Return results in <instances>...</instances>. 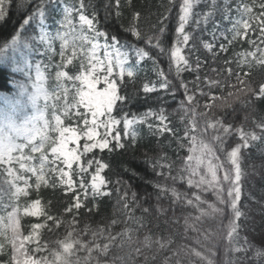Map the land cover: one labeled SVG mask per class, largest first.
I'll return each instance as SVG.
<instances>
[{
  "label": "trees",
  "instance_id": "16d2710c",
  "mask_svg": "<svg viewBox=\"0 0 264 264\" xmlns=\"http://www.w3.org/2000/svg\"><path fill=\"white\" fill-rule=\"evenodd\" d=\"M183 3L0 5V95L35 68L46 78L37 131L18 137L0 160V264H14L11 208L36 264H264V0H191L184 33L178 34ZM81 14L93 21L91 27ZM177 48L179 61L172 55ZM13 51L18 70L6 57ZM98 53L105 58L102 67ZM117 53L125 60L122 76ZM106 78L124 100L94 126L83 93L89 82L106 88ZM112 119L119 121L112 136L120 133L123 148L105 136ZM125 120L132 121L127 128ZM88 127L99 133L96 140L107 138L111 150L86 152L85 144L93 143ZM71 131L78 140L69 142L65 155L60 145ZM197 140L215 151L222 182L232 177L224 198L196 187L190 152ZM97 162L107 165L101 172L106 194L94 196ZM238 170L236 208L228 193L239 188Z\"/></svg>",
  "mask_w": 264,
  "mask_h": 264
},
{
  "label": "rangeland",
  "instance_id": "374dc122",
  "mask_svg": "<svg viewBox=\"0 0 264 264\" xmlns=\"http://www.w3.org/2000/svg\"><path fill=\"white\" fill-rule=\"evenodd\" d=\"M17 43H14L16 47ZM211 45L212 50L214 45ZM14 48V47H13ZM21 48V47H20ZM100 53V49L97 48ZM18 51V46H17ZM97 55L99 65L102 67L105 62V58L101 54ZM111 52H107L108 62L113 63V57L110 55ZM180 55V54H179ZM116 62L121 67L124 65L125 60L120 57L117 53ZM10 59L11 64L14 66L15 70H18V56L13 51L11 56H7ZM26 56L24 52L19 51V58L22 62ZM21 62V63H22ZM20 72H22L19 69ZM27 79L22 80L20 83L16 84L15 89L11 93H6L0 95V160H3L12 153L15 142L18 137L28 134L34 127L37 131L39 126H36L37 122L40 120V106L39 99L42 95V88L44 84V76L41 71L35 70V75L33 79L27 73ZM46 79V78H45ZM90 83V82H89ZM93 92H102L104 89H100L98 84H94ZM89 89L85 90L88 92ZM101 116H98L100 118ZM74 132H67L63 137L60 145V150L65 155H68L69 142L71 140L76 141L73 138ZM236 156L237 153H234ZM191 169L193 170V179L195 181L196 187L203 190H213L216 193V197L221 199L225 197V184L227 187H233L232 177L226 176L228 183L222 182L219 178L218 173V162L217 155L215 151L211 149L205 142L197 140L191 149ZM239 169V168H238ZM238 188L236 191H230L229 196L233 194V206L238 207L240 201V176L239 170L237 171ZM235 181V182H237ZM8 226L10 229V236L12 239V250L13 259L15 264H36L33 257L27 252L24 243V236L21 228L20 216L15 208H11L8 215ZM234 237V235H233Z\"/></svg>",
  "mask_w": 264,
  "mask_h": 264
},
{
  "label": "snow or ice",
  "instance_id": "6c2138e0",
  "mask_svg": "<svg viewBox=\"0 0 264 264\" xmlns=\"http://www.w3.org/2000/svg\"><path fill=\"white\" fill-rule=\"evenodd\" d=\"M4 2V0H0V5H2ZM191 8H192V3L191 0H184V3L181 5L180 8V16H179V26L176 28V32L178 34H182L184 33V29H185V24L188 21V17L189 14L191 12ZM38 13L41 17L44 16V10H43V2L41 3V5L38 8ZM3 15V11L2 8H0V17H2ZM80 20L87 23L90 27L92 26L93 21L89 20L86 16H84L83 14L80 15ZM30 22V18L29 19H25L22 23L23 26L28 25ZM161 31H163V29H161ZM134 35H136L137 37H139V33L138 32H133ZM100 35H103V33H100ZM113 40L115 41L116 38L113 37ZM189 40V36L187 34L183 35V41L186 43ZM159 46V45H157ZM107 47V46H106ZM206 47H208L209 49H211V45H206ZM223 47V46H221ZM138 54L141 55L142 57H146L148 56V52H144L142 50H137ZM179 49L177 48L175 51H173L172 55L177 59V61L183 59V57H181L179 55ZM185 64H187V61H185ZM113 69L111 67V64H109L108 68H107V72L109 75H111ZM123 65H121V76L123 75ZM179 71V69H178ZM128 76H132L133 73L131 70L128 71ZM98 82V81H97ZM105 84L107 85V87L104 89V91L102 92H93L92 89H94V83H88L87 87L89 89L88 92L83 93V102L82 104L84 105V107L87 109V111L91 112V116H92V125H96V118L98 116H103L106 113L110 114L113 110V107L116 103L117 100H124V97L122 96H118L117 95V85L116 82L114 80L109 81L107 78L105 79ZM145 91H151L150 88H148L147 86H145ZM132 121L129 120H125V128H127V126L131 123ZM85 125L88 124V121L85 120L84 121ZM119 121L112 119L110 121L109 125H105V127L107 128V131L105 133V136H112V131H113V125L118 124ZM167 130V129H165ZM99 135V133L95 130V127H88L87 132H86V136L87 139L90 141H93V143L91 144H85V151L86 152H91L93 149H100L101 151H103L104 149H110V142L107 138L105 139H101V140H96V137ZM73 138L78 140V137L75 135V133L73 134ZM112 139L116 141V147L117 148H123L124 145L120 143V133L117 131L115 133L114 136H112ZM92 161H89V164H91ZM98 163V167L96 169V172L94 173L93 177H92V182H91V188H92V193L94 196H99V195H105L106 193L103 192L102 186L106 184V181L104 179V177L101 175V172L104 168L107 167V165L103 164V163ZM81 186L83 187V183L81 184ZM237 217L240 216V213L237 212L236 213ZM262 242H264V240H262Z\"/></svg>",
  "mask_w": 264,
  "mask_h": 264
}]
</instances>
